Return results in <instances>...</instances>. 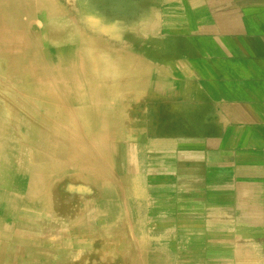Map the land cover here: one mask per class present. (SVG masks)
Segmentation results:
<instances>
[{
	"label": "crops",
	"instance_id": "crops-1",
	"mask_svg": "<svg viewBox=\"0 0 264 264\" xmlns=\"http://www.w3.org/2000/svg\"><path fill=\"white\" fill-rule=\"evenodd\" d=\"M76 3L62 40L97 45L87 50L101 86L122 102L131 87L135 105H165L155 144L166 183L214 241L215 264H264V0Z\"/></svg>",
	"mask_w": 264,
	"mask_h": 264
},
{
	"label": "rangeland",
	"instance_id": "rangeland-1",
	"mask_svg": "<svg viewBox=\"0 0 264 264\" xmlns=\"http://www.w3.org/2000/svg\"><path fill=\"white\" fill-rule=\"evenodd\" d=\"M70 1L0 0V156L6 157V167H0L1 174L26 175L24 167L20 168L25 163L23 154L53 137L62 141L64 149L71 148L73 157L79 161L87 158L90 167L100 174L103 172L108 188L104 193L94 189L95 194L89 197L78 194L77 200L71 202V209L78 207L75 213L71 209L66 213L45 211L41 206L37 210L40 225L45 227L46 237L52 238L47 239V247L31 245L28 251L10 240V245L6 243L1 248L0 264H69L74 259L78 264L80 260L87 264H215L214 241H208L207 232L198 230L196 217L189 214L181 198L172 192L171 184L166 183V153L159 151L155 144L156 140L165 138V105H135L131 87L126 88L125 102L121 101L116 87H110L109 94L99 87V94L90 95L93 83L101 86L104 77L101 65L95 60L98 57L92 52L99 48L93 41L62 40L68 39L76 29L75 8H71L75 5ZM81 2L83 6L86 4V0ZM40 4L45 8H39ZM61 69L67 73L68 78L64 79L67 84L60 82ZM76 90L82 95L75 104ZM50 93L61 101L64 109L51 99ZM95 97L104 102L111 118L104 121V126L114 128L106 137L104 151L100 149V139L96 141L90 130H86L89 123L97 120L84 118L79 113L76 117L71 112L92 106ZM151 106L156 111L151 117L143 118V111ZM60 109L80 125V132L70 134L64 128ZM124 116L131 117L126 119L128 129L121 120ZM180 123L181 120L175 125ZM149 124L155 128L151 130ZM28 159L32 161L30 156ZM51 161L49 169L55 165ZM31 196V193L19 192L18 198L22 199L17 205L36 209L37 203L50 202L45 189L30 199L33 204L27 205ZM100 202L106 204L103 213L97 208ZM5 206L0 204V208ZM11 212L7 211L1 222L10 224L20 213L18 210L10 215ZM101 216L105 219L103 222H100ZM61 236L68 241L64 242ZM61 251L67 256H59ZM74 251L77 253L73 254Z\"/></svg>",
	"mask_w": 264,
	"mask_h": 264
},
{
	"label": "bare ground",
	"instance_id": "bare-ground-1",
	"mask_svg": "<svg viewBox=\"0 0 264 264\" xmlns=\"http://www.w3.org/2000/svg\"><path fill=\"white\" fill-rule=\"evenodd\" d=\"M68 1H70V0H68ZM76 2H78V0H72V3L75 6L77 5ZM70 4H71V1H70ZM39 8L44 9L45 8L44 4H40ZM48 53H50V52H48ZM72 55H74V54H71V56ZM61 70L59 71L60 72L59 78L62 81H60V82H64V84H67L68 81H64V79L68 78L67 73H65V71L63 69H61ZM62 76L64 78H62ZM102 85H104V84H102ZM92 87H93V90L90 91V95L92 94L94 96V95L99 94L101 92L99 87H102V86H98V85L93 83ZM105 90H107V89H105ZM104 93L109 94V92H107V91ZM81 95H82L81 91L76 90V92L74 93V99L72 98L73 102L75 104L79 102ZM49 96L58 105L60 104V106L63 108L61 101L58 100L55 97V95L50 93ZM87 100H89V99H87ZM94 100H95V102L92 103L93 104L92 106H88L84 110H82L80 108H76L75 110L73 109V111H71V112H73V114L76 117H77V113H79L84 118H87V117L90 118L91 117V118H94L95 120H97L96 123H93V122L89 123L88 127H86V130H90L89 134L90 135L92 134L93 137L96 138V141L98 139H100L99 140L100 141L99 145L101 147L100 149L103 150V148H104L103 146L105 145L106 141H108L106 137L108 135H110L109 132H112V130H114V128L108 129L107 126H104L105 125L104 121H108L111 119L110 116L107 114L108 111L105 110L104 102L99 100L97 97H95ZM63 101H64V99H63ZM54 110H56V109H54ZM60 112L62 114L61 120L64 122V128L67 129V131H69L70 134L80 130V128H79L80 125L77 124V122H75V120L73 118H68L66 115H64L62 109H60ZM50 116H52V115H50ZM91 130H96V131L94 132ZM81 135H83V134L81 133ZM10 140H11V138H10ZM85 143H87V142H85ZM88 144H90V143H88ZM7 145H9V143ZM70 149L71 148L64 149L62 141H58L56 138L50 137V138L46 139L45 143L41 147L28 149V150H26V153L23 154V156H25V163L23 165H20V168H22V166L24 167V169H25L24 173L26 171V175L20 176V175H14V174H11L8 172H4L5 174H1L2 172L0 169V204L1 203L6 204V206H5L6 208H4V209L2 207L0 208V233L4 232L3 236L0 237V251H1V248L6 245V243L9 244L10 240L16 242V244H18L19 246L26 248L25 250H28V251H30L29 249H30L31 245H36V247H40L42 249H45V247H47L46 242H49V240H51L52 238L46 237L47 233L45 232V227L43 225H40L41 221L39 220L40 217L38 216L39 212L37 210H39V208L41 206L44 207L45 211H54V212H58V213L59 212H65V211H67V209L72 208L71 202L77 200L76 198H78V194H84L85 196L89 197V196H92L93 194H95L94 189H99L100 193H103V188L106 189V187L101 186V184H102L101 174L89 166V165H91V163L89 164V160L87 158H85L83 161H81V160L79 161L77 158L72 156V154L70 153ZM3 150H4V148H3ZM11 151H9V152H11ZM13 154H15V153L12 152V156H13ZM16 155H17V153H16ZM29 156L32 159V161H30L28 159ZM5 158L6 157L4 155L0 156V167H3V165L6 167V165H5L6 159ZM51 160L54 161L55 165L53 164L52 168L49 169L51 165H48V164L53 163ZM14 163H15V161H14ZM66 166H67L68 172L66 171V168H65ZM40 169L42 171H40ZM4 170H7V169L4 168ZM19 170L20 169H18L17 171H19ZM52 174H53V179L51 177ZM47 181H50L51 183L47 184ZM1 185H5V186L3 187ZM42 185L44 186L43 188H42ZM96 185L99 186L100 188H95ZM41 188L43 190L45 189L46 193L50 197L49 204L44 205L43 203L39 202V204L37 203L35 205V207L36 206L38 207L36 209L26 208L27 206L25 207L24 205H23L24 207H20L19 205H17V203L19 202V199L21 198V197L18 198L19 192H21V193L25 192L27 194L31 193L33 195V196L29 197V200L27 203V205H28V204H33V201H31L30 199H33L34 196L36 197L37 195H39V193L42 190ZM39 189H41V190L39 191ZM45 197H46V195H45ZM22 201H25V200H22ZM97 205H98L97 208L100 211H102V213H103V210H105V207H106L105 202H100ZM32 206L33 205H30V207H32ZM77 208L78 207L75 206L76 210H77ZM73 209H71V211L72 212L74 211L73 213H75L76 210L75 209L73 210ZM18 210L20 211L19 216L15 219H12V222L10 224L5 223V222H1V219H4L7 216V211L8 212L12 211L10 213V215L11 214L15 215L18 212ZM89 218H90V216H89ZM103 220H104V218H103V216H101L100 222H103ZM70 229H75V228L71 227ZM71 231H74V230H71ZM10 233L13 235H11ZM47 239H49V240H47ZM61 239L64 240V242L68 241L67 239H63L62 236H61ZM77 239H78V237H77ZM32 242H34V243H32ZM64 247H66V246H64ZM58 249L59 248H57V250ZM64 249L62 250L63 252H65ZM62 251L60 253L58 252V255L59 256H67ZM75 252L76 251H74L73 254H75ZM73 254L71 253V255H73ZM75 260L76 259H74L73 263H69V264H76L77 261H75ZM81 263L87 264V261L80 260L79 264H81ZM64 264H67V262H65Z\"/></svg>",
	"mask_w": 264,
	"mask_h": 264
}]
</instances>
